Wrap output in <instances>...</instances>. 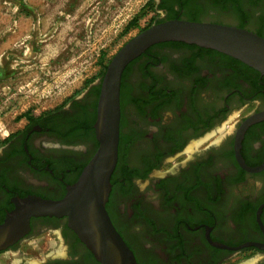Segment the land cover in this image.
Segmentation results:
<instances>
[{
	"label": "flooded vegetation",
	"instance_id": "af4514ba",
	"mask_svg": "<svg viewBox=\"0 0 264 264\" xmlns=\"http://www.w3.org/2000/svg\"><path fill=\"white\" fill-rule=\"evenodd\" d=\"M190 1L185 10L158 0L166 12L160 20L211 21L264 37V0H210L232 20L198 15L200 0ZM97 94L90 86L60 108L28 115L3 138L0 224L16 198L57 200L78 179L98 146ZM262 110L264 74L214 49L165 41L129 63L106 210L137 264L252 256L244 264H264V120L241 129ZM138 183L149 187L146 194ZM12 256L18 259L9 264H99L66 217H31L28 231L0 249V257Z\"/></svg>",
	"mask_w": 264,
	"mask_h": 264
},
{
	"label": "rangeland",
	"instance_id": "374dc122",
	"mask_svg": "<svg viewBox=\"0 0 264 264\" xmlns=\"http://www.w3.org/2000/svg\"><path fill=\"white\" fill-rule=\"evenodd\" d=\"M206 3H197L198 15L233 19ZM165 17L158 0H0V143L26 116L60 108L90 86L99 93L93 83L102 78L103 65L127 40ZM136 185L140 194L149 189ZM17 259L0 257V264Z\"/></svg>",
	"mask_w": 264,
	"mask_h": 264
},
{
	"label": "water",
	"instance_id": "95a60500",
	"mask_svg": "<svg viewBox=\"0 0 264 264\" xmlns=\"http://www.w3.org/2000/svg\"><path fill=\"white\" fill-rule=\"evenodd\" d=\"M181 41L230 55L264 74V37L235 25L179 18L155 22L127 40L108 62L99 84L94 123L98 146L78 179L67 186L60 199L30 195L14 200L15 207L0 224V249L22 237L31 217H66L68 226L99 264H137L134 253L112 223L106 210L117 162L120 86L125 67L150 46ZM264 120V110L250 114L242 123ZM238 141V140H237Z\"/></svg>",
	"mask_w": 264,
	"mask_h": 264
},
{
	"label": "trees",
	"instance_id": "16d2710c",
	"mask_svg": "<svg viewBox=\"0 0 264 264\" xmlns=\"http://www.w3.org/2000/svg\"><path fill=\"white\" fill-rule=\"evenodd\" d=\"M176 2L179 3L180 7H182V8H186V9H187V8L189 7V4H190L191 1H190V0H176ZM174 18H178V17H174ZM170 19H172V17H170ZM160 21H162V20H160ZM157 22H158V21H157ZM131 62H132V61H131ZM128 65H129V64H128ZM128 65H127V66H128ZM127 66H126V67H127ZM103 67H104V69H105L106 64H104ZM126 67H125V68H126ZM124 70H125V69H124Z\"/></svg>",
	"mask_w": 264,
	"mask_h": 264
}]
</instances>
